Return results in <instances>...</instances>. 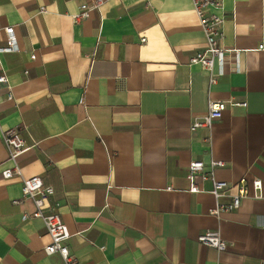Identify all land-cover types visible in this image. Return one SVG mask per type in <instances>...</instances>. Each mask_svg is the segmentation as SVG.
Wrapping results in <instances>:
<instances>
[{
  "label": "crops",
  "instance_id": "obj_1",
  "mask_svg": "<svg viewBox=\"0 0 264 264\" xmlns=\"http://www.w3.org/2000/svg\"><path fill=\"white\" fill-rule=\"evenodd\" d=\"M83 2L0 0V48L8 27L19 45L0 53L13 95L0 89V264H65L44 253V223L22 221L34 206L14 203L21 179L3 176L13 163L2 135L12 128L31 147L18 159L23 176L55 191L78 264H264V0L212 9L224 17L220 45L241 51L240 71L228 56L212 86L190 65L206 46L192 0H109L75 23ZM211 100L247 107L228 106L211 129L192 131ZM194 161L207 172L225 163L219 181L260 179L263 198L218 219L211 180L190 192ZM218 229L222 252L198 241Z\"/></svg>",
  "mask_w": 264,
  "mask_h": 264
},
{
  "label": "built area",
  "instance_id": "obj_2",
  "mask_svg": "<svg viewBox=\"0 0 264 264\" xmlns=\"http://www.w3.org/2000/svg\"><path fill=\"white\" fill-rule=\"evenodd\" d=\"M109 0H84L80 5L79 11L72 16L75 23H81L88 20L94 12H101L104 4ZM193 10L196 13L201 29L206 38V46L190 58V65H198L208 74L209 85H215L218 80L225 76L227 72L228 56L231 55L234 63V70L240 71L241 51L236 49H226L220 45L223 38L224 17L215 12L223 9L222 0H192ZM46 9H41L40 13H45ZM7 35V45L0 48V53H13L19 51V45L13 27L5 29ZM146 42V39H142ZM259 49H263L260 46ZM32 60H36V55H32ZM28 74V71L25 72ZM7 86L9 90L8 99H12L11 88L8 87V77L0 74V89ZM228 106L247 107V103H228L226 101L211 100L208 103V109L202 119L192 124L191 130L206 127L211 129L216 120H220ZM2 140L8 149V160L13 163V168L3 171L6 179L14 177L22 181L21 200L14 201L15 204L22 203V200H29L34 206L31 213H23L22 221L29 219H40L51 238L48 245L44 247V253L48 256L59 254L65 264H78L77 257L70 251L67 242L72 234L58 212L59 204H51V198L55 191L51 186L44 184L40 177L25 178L23 176L18 159L31 149L27 141L20 135L17 128L7 129L3 132ZM209 138L206 142L210 143ZM225 163L221 161H211L209 172L205 171V164L201 161H194L188 167V180L190 181V192L200 193L202 189L199 180H211L213 189L211 194L216 199L215 208L210 213L218 219L225 212L235 211L240 208L245 198L261 199L263 198V182L255 179L251 184L244 178L238 184H231L226 181H219L214 175L216 168L224 167ZM235 189L236 193L232 194ZM223 198H230V202L223 203ZM198 241L206 246L212 247L219 252L225 251L228 243L222 238L220 230L206 231L199 236Z\"/></svg>",
  "mask_w": 264,
  "mask_h": 264
}]
</instances>
